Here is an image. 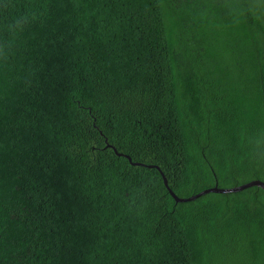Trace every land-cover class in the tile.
I'll list each match as a JSON object with an SVG mask.
<instances>
[{"label":"trees","instance_id":"16d2710c","mask_svg":"<svg viewBox=\"0 0 264 264\" xmlns=\"http://www.w3.org/2000/svg\"><path fill=\"white\" fill-rule=\"evenodd\" d=\"M160 172L264 183V0H0V264H264L262 189Z\"/></svg>","mask_w":264,"mask_h":264},{"label":"water","instance_id":"95a60500","mask_svg":"<svg viewBox=\"0 0 264 264\" xmlns=\"http://www.w3.org/2000/svg\"><path fill=\"white\" fill-rule=\"evenodd\" d=\"M106 143V148H111L114 153L118 156V157H124L126 158L129 163L131 165H134V166H143L142 164H139V163H133L131 161V159L126 156V155H123V154H120L116 151V149L114 147H112L111 145L107 144V141H105ZM149 168H152V166H150ZM155 169H157L159 171V168L157 167H154ZM161 176H162V179H163V182H164V185L166 187V189L168 190L170 196L174 199V201L176 203H183V202H191V201H194L206 194H209V193H217V194H229V193H237V192H241L243 190H246L248 188H251V187H258L260 189H262L264 191V183L262 181H259V180H253L249 183H246V184H243L241 186H238V187H233V188H230V189H219V188H211V189H206L196 195H193L191 197H188V198H185V199H181V198H178L168 187V184H167V181L165 179V177L162 175V173L160 172Z\"/></svg>","mask_w":264,"mask_h":264},{"label":"bare ground","instance_id":"6f19581e","mask_svg":"<svg viewBox=\"0 0 264 264\" xmlns=\"http://www.w3.org/2000/svg\"><path fill=\"white\" fill-rule=\"evenodd\" d=\"M24 76V75H23ZM30 78V77H29Z\"/></svg>","mask_w":264,"mask_h":264}]
</instances>
